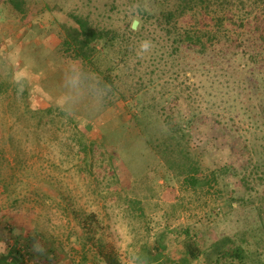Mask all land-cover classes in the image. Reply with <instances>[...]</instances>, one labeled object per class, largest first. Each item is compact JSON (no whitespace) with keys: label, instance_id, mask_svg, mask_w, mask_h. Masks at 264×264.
I'll use <instances>...</instances> for the list:
<instances>
[{"label":"trees","instance_id":"trees-1","mask_svg":"<svg viewBox=\"0 0 264 264\" xmlns=\"http://www.w3.org/2000/svg\"><path fill=\"white\" fill-rule=\"evenodd\" d=\"M8 1L17 11H23L22 0ZM130 2L135 12L125 14L128 21L124 28L105 24L92 12L79 8L68 13L71 22L61 23L59 47L55 53L39 55L33 67L41 78L48 74V65L54 71L40 83V94L49 104L44 108L31 106L27 80H16L14 67L0 55V101L4 100L0 103V195L10 197L11 176L7 169L32 167L15 127L38 133L51 125L68 133L70 145L83 153L82 159L91 169L89 161L95 158L96 142L80 129L74 115L81 114L95 124L120 100L137 102L134 117L138 124L150 127L153 149L168 170L196 194L213 189L220 192V198L226 196L232 201L236 189L225 183L230 177L239 178L250 189L249 177L256 175L253 183L264 186V150L258 148L259 143L264 147V0ZM135 19L139 21L136 29L132 26ZM238 89L247 91V99H236L237 95H245ZM218 97L228 104L226 110L237 108L256 127L251 126L247 135H242L235 131L236 120L232 117L229 123L218 120L216 114L209 116L208 106L217 101L212 98ZM56 100L63 103L54 104ZM244 147L247 154L241 153ZM227 151L231 156L224 158L221 153ZM235 156L240 163L233 159ZM204 157L209 158L205 161L208 166L202 161ZM38 182L47 183L43 178ZM62 197L59 205L64 203L65 212L76 220L71 234L76 237L74 244H81L79 264L90 258L97 264H121L115 246L103 237L97 238L96 214L70 208L73 201ZM128 202L145 214L139 200ZM1 218L9 219L5 214ZM258 218L256 230L249 228L242 235L220 237L208 248L219 255L217 259L229 257L239 264H264V251L255 260L252 257L264 248V203ZM9 232L13 243L0 251V264H74L63 246L54 239L47 240L38 228L26 237H15L11 229ZM179 232L190 235L192 228L181 227ZM4 235L0 233L1 240ZM163 238L160 234L157 242L163 244ZM190 243H185L186 256L168 258L166 262L191 264L204 251H210H191L195 242ZM162 257L163 253L148 242L135 254L138 264L154 263Z\"/></svg>","mask_w":264,"mask_h":264},{"label":"rangeland","instance_id":"rangeland-1","mask_svg":"<svg viewBox=\"0 0 264 264\" xmlns=\"http://www.w3.org/2000/svg\"><path fill=\"white\" fill-rule=\"evenodd\" d=\"M22 2L23 11L19 12L8 0H0V55L14 67L16 80H27V101L35 108L49 105L40 94L43 91L40 83L53 75L54 71L48 65V74L41 78L39 73H34L33 67L37 65L39 55L47 51L55 53L59 47L61 23L71 22L68 16L70 11L77 8L90 11L101 22L121 28L128 21L125 14L135 12L130 0ZM237 79L235 76L234 80ZM54 82L56 81H51ZM19 89L24 92L22 86ZM237 91L245 94L237 95V100L247 99V91ZM219 98H212L217 101L209 104V116L216 114L218 120L229 123V118L232 117L231 120H236L235 131L242 135H247L251 126L256 127L237 108L226 110L228 104H223ZM223 98L234 99L229 96ZM2 101L4 100L0 103ZM53 103L61 105L63 102L56 100ZM136 104V101L120 100L102 114L95 124L75 113L80 129L96 142L95 158H90L92 162L89 161L91 169L82 159L83 153L70 145L72 142L68 133L51 125L38 133L31 132L27 127H15L32 167L17 165L13 171L7 169L11 176L10 197L0 195V233L5 232L3 239H0V251L7 250L9 242L13 243L10 229L15 237H26L38 228L47 240L54 239L56 244L62 245L74 264H79L81 244L75 245L73 241L76 237L71 234L76 220L73 215L65 212L64 203L59 205L62 195L69 198V202L73 201L70 208L96 214L99 223L96 236L103 237L115 246L121 256V264H138L135 254L146 242L163 253L161 260L150 264H171L166 262L168 258L178 260L186 256V242L194 240L191 251L198 248L206 250L220 237L242 235L249 228L257 229L259 208L264 203V186L253 183H256V175L249 177L250 189L237 177L225 180L230 189H236V199L232 201L226 196L220 198V192L213 189L210 193L196 194L168 170L155 152L149 141L150 127L138 124L134 117L137 112ZM2 110L0 107V111ZM258 122L261 123V120L258 119ZM258 148L264 150L261 143ZM241 153L247 154L245 147ZM221 154L224 158L231 156L228 151ZM7 156L13 158L12 154L7 153ZM233 159L238 163L241 161L238 156ZM202 161L208 166L205 161H209V158L204 157ZM255 164L256 161L253 162ZM40 178L47 183L40 184ZM41 189L48 195L43 196ZM15 199L18 202L11 205ZM130 199L142 203L144 215H141L139 208L129 204ZM2 214L9 217L8 221L1 218ZM188 226L192 228L190 235L179 232L181 227ZM160 234L165 236L163 244L157 242ZM252 244L256 248L255 239ZM95 251L94 248L91 252ZM263 251L264 248L257 250L252 255L254 260ZM207 254L204 251L191 264H239L229 257L217 259L219 255L214 254L213 249ZM186 258L189 259L188 256ZM89 260L85 264H97L94 258Z\"/></svg>","mask_w":264,"mask_h":264},{"label":"water","instance_id":"water-1","mask_svg":"<svg viewBox=\"0 0 264 264\" xmlns=\"http://www.w3.org/2000/svg\"><path fill=\"white\" fill-rule=\"evenodd\" d=\"M138 24H139V21L138 20H134L133 25H132L133 28L136 29Z\"/></svg>","mask_w":264,"mask_h":264}]
</instances>
